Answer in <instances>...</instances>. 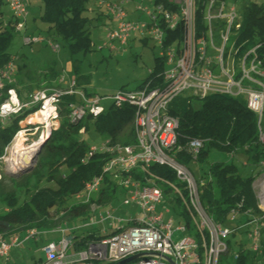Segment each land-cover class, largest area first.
Segmentation results:
<instances>
[{"label": "built area", "instance_id": "built-area-1", "mask_svg": "<svg viewBox=\"0 0 264 264\" xmlns=\"http://www.w3.org/2000/svg\"><path fill=\"white\" fill-rule=\"evenodd\" d=\"M3 1L13 14L15 31L22 32L29 17L28 0ZM141 1L144 3L148 0ZM165 1L156 3L151 0L153 11L141 3L136 11L147 18L144 22L129 21L126 4L130 0L99 3L98 8H105L116 23L114 29L108 30L109 43L105 46L113 47L116 42L125 45L132 34L142 38L150 37L159 46L165 70L158 78L136 90L120 89L112 96L100 97L79 87L73 78L65 89L38 90L27 100H22L17 89L14 58L0 71V99H5L0 103V120L28 113L20 122L24 144L29 141L27 132L32 128L31 125L42 130L39 142L49 138L59 129L64 111L72 124H79L88 117L92 120L103 115L107 111L102 105L105 101H112V106L118 109H133L135 142L124 144L115 142L111 137L106 138L100 146L90 147L82 160L86 163L97 153L107 156L102 174L85 184L77 196L79 199L88 202L100 191L104 175H110L126 192L124 205H136L141 210L136 219L123 220L114 218L111 212H107V215L98 214L102 207L93 205V215L84 227L92 228L109 220V232L107 228L101 229L102 233H109V236L91 245L89 253L109 264H119L137 255L139 259L125 264H219L221 257L229 253L228 238L242 228L231 231L207 213L201 200L198 180L187 166L176 161L174 151L179 119L169 113V107L177 97L185 94L201 98L215 94L243 97L248 108L258 115L259 141L264 144V131L261 128V117L264 114V70L258 58L260 45L248 51L238 65L235 62L236 49L233 46L227 49L232 27L238 19L236 6L224 3L216 5L214 0L209 1L204 10L206 28L199 33L197 0ZM173 6H177L176 11L172 10ZM219 20L225 21L226 29L220 31L218 44L214 36V24ZM177 29L182 31L181 40L166 47L167 32ZM23 40L25 44L43 41L42 37L29 36ZM49 44L53 46L50 41ZM53 49L57 51L59 46H53ZM82 132H86L85 127L80 129ZM203 145L201 139L190 142L189 151L194 159ZM7 152L8 148L5 156ZM5 156L0 159H5ZM153 165L173 170L179 183L185 185L187 193L184 194L175 184L152 174L150 168ZM135 174H141L142 178H134ZM160 183L174 190L179 198L174 201L180 202L181 215L189 218V225L173 230L172 221L165 224L164 214L157 213V206L163 202L165 195ZM262 202L263 205H258L259 216L244 211L252 215L246 225L251 227L249 237L255 243L252 250L256 253L260 251L258 244L264 237V200ZM231 213L234 214L232 219H235L239 211L233 209ZM75 229L78 228L71 230ZM58 230L62 231L63 237L57 242L47 243L43 249L48 264H63L72 245V238L66 234L69 229ZM177 232L187 235L175 242ZM39 233L32 229L23 239H32ZM18 246H21L19 237L11 240L0 237V259H7L11 250ZM238 257L239 254H236L235 259L238 260ZM87 260L88 253L84 252L79 254L77 262Z\"/></svg>", "mask_w": 264, "mask_h": 264}, {"label": "trees", "instance_id": "trees-1", "mask_svg": "<svg viewBox=\"0 0 264 264\" xmlns=\"http://www.w3.org/2000/svg\"><path fill=\"white\" fill-rule=\"evenodd\" d=\"M88 1H43L41 21L48 25L49 31L60 38L73 53L87 52L92 46L88 27L90 20L85 16ZM155 1L156 3L166 2L165 0ZM209 1L211 0H197L199 33L206 28L204 10ZM214 1L216 5L221 3L227 6L235 5L230 2L231 0ZM5 4L3 0H0V71L12 60L10 47L17 33L14 29V18L7 23L2 21L4 16L2 8ZM172 10L176 11L177 6H173ZM225 29V21L215 22L214 36L218 44V35ZM181 38V29L167 32L165 46H170ZM256 45H260L258 58L264 70V3L252 2L245 4L239 12L238 19L232 27L227 49L231 46L236 49L235 62L238 65L240 59ZM164 65V58L159 56L156 59V66L142 85L158 78L165 70ZM56 78L57 76L52 72L45 75L49 83ZM75 79L79 85L90 83L87 76H77ZM18 92L20 93L19 90ZM3 100L5 99L1 98L0 103ZM169 113L179 119L177 144L174 151L176 161L187 166L192 173L193 166L202 168L206 165L207 167L203 176L197 179L201 189V200L207 213L219 224L227 222L233 209L239 212L249 210L252 214L259 216L260 210L254 189L256 177L243 176L233 162L212 159V152H218L232 157L240 153L244 154L248 157L247 165L260 164L264 161V144L259 141L258 115L248 108L246 101L241 97L219 94L204 98L185 94L171 103ZM25 115L26 113L4 121L0 120V158L5 156L6 148L20 130L19 124ZM66 115L67 112L64 111L59 129L52 133L37 153L32 171L19 178L2 173L0 237L6 240L14 237L23 238L32 229L47 231L58 228L62 224H71L78 229L70 231L69 236L72 238L70 251L79 255L86 252L91 245L109 236L102 235L95 229L89 231L80 229L93 215L92 206L113 205L120 196H125L126 192L110 175H104L100 191L88 202L69 204L71 198L83 191L88 181L102 174L103 166L107 161L106 155L97 153L88 162L83 163L82 160L86 157L89 148L77 140V135L80 134L82 127H85L87 131L88 123L93 120L92 124L95 128L109 132L115 142L134 143L133 109L129 107L118 109L110 106L97 119L91 120L88 117L79 124H72ZM199 139L204 141V145L194 159L189 151V145L192 140ZM67 170L69 171L66 172ZM150 172L162 180L175 184L184 194L187 193L185 185L179 183L173 170L153 165ZM134 178L142 177L141 174H135ZM163 191L166 194L171 189ZM173 199L179 198L175 195ZM177 203L181 206L179 201ZM185 218L186 224L189 225V218L186 216ZM261 243L260 254L252 251L241 252L236 264H264V238ZM80 264H104V262L87 260Z\"/></svg>", "mask_w": 264, "mask_h": 264}, {"label": "rangeland", "instance_id": "rangeland-1", "mask_svg": "<svg viewBox=\"0 0 264 264\" xmlns=\"http://www.w3.org/2000/svg\"><path fill=\"white\" fill-rule=\"evenodd\" d=\"M34 1V2H33ZM43 1L44 0H29V13L27 22L25 23V28L22 32H17L12 41L10 47V53L14 58V65L16 69V80L17 88L20 91L18 94L20 98L27 100L29 96L38 90L55 88V89H65L69 86L71 80L77 76H87L89 78L88 84L83 83L78 86L87 89L90 94H94L100 97L112 96L120 89L126 90H136L138 89L148 78L151 70L156 66V59L160 56L159 46L150 37L142 38L135 34L129 38L125 45L120 43H114L113 47L105 46L109 43L107 37L108 30L114 29L111 17L107 14L105 8L101 9L99 3L102 1L104 3L108 2H119L120 0H89L87 3V11L85 16L90 20L89 29L92 41L91 49L87 52H76L73 53L66 47V44L55 36L51 31H49L48 25L41 21V16L43 15ZM230 2L236 5L238 14L241 9L247 3L258 2L264 3V0H231ZM143 3L141 0H130L126 4V9L129 11V21L137 22L139 20L147 21V18L140 12L136 11L137 7ZM143 7H148L150 11L154 10V6L151 0L143 3ZM4 16L2 21L7 23V21L13 18V14L9 7L5 4L2 8ZM102 12V13H101ZM101 13V14H100ZM29 36L31 38L42 37V42H33L32 44H25L23 38ZM52 42L53 46L58 45L59 50L54 51L53 46L49 44ZM218 45V44H217ZM22 70V71H21ZM48 72H52L57 76L55 80L51 83L45 79V75ZM51 80V78H50ZM244 99L243 97H241ZM245 100V99H244ZM102 105L108 110L112 106V101H105ZM28 113H26L27 115ZM24 115L19 113L15 116ZM25 115V116H26ZM24 116V117H25ZM261 128L264 131V114L261 117ZM24 120V118H23ZM22 120V121H23ZM6 122V121H5ZM93 120L88 123L87 131L82 132L77 135V140L83 142L86 148L93 146H100L106 138L110 137V133L107 131L96 129L92 124ZM20 125V124H19ZM30 131L27 132L29 141L23 143L24 132L20 134V130L14 136L12 142L7 146L8 152L6 158L11 157L13 146L17 143H21L23 147H31L37 140L40 139L41 128L31 125ZM38 128V129H37ZM21 129V127H20ZM24 130V128H22ZM26 129H28L26 127ZM48 141V138L41 140V145L38 147L37 151L31 157L29 165L35 166V157L44 143ZM5 158V159H6ZM212 159L219 161L233 162L240 170L243 176H255L256 180L254 182V189L257 195L259 205H263L264 200V161L260 164H248V157L244 154H237L232 157L226 153L212 152ZM24 158L14 163H6L5 160L0 159V178L2 173L11 174L16 168H19L20 163H24ZM20 162V163H19ZM67 170L66 172H68ZM193 176L196 179H200L204 172L207 171L206 165L202 168H198L197 165L192 168ZM160 186L164 189H171L166 184L160 183ZM174 190L171 189L169 193L164 195L163 202L157 206V213L164 214L163 221L168 224L172 221V228L175 230L177 227H183L186 225V220L184 216L181 215V206L175 202L173 197L175 196ZM218 195V193H217ZM75 195L70 199L69 204H74L77 202H84L85 199H79ZM170 198V199H169ZM124 195L120 196L118 200L112 205L102 206L101 213L107 215V212H111L114 218L117 219H136L141 210L136 205H124ZM93 207V206H92ZM259 208V206H258ZM169 211V213H167ZM249 211V210H248ZM234 214L230 212L228 220L224 223V227L229 228L231 231L238 227H242L235 234H232L228 238L229 253L223 255L219 264H236L235 259L236 254L241 252L247 253L248 251L253 252L254 241L249 237V231L251 227L246 224L252 218V215H247L244 212H239L235 215V219H232ZM87 223V222H86ZM109 220L104 223H99L97 226L92 228L80 227V229L90 230L95 229L100 231L101 229L107 228L109 232ZM126 223L124 222V225ZM73 225L62 224L58 228H54L55 231L40 232V234L30 241H26L25 244L14 247L12 253H10V259L6 262L4 259L0 260L1 264H41V259L44 261V251H42V245L46 242L59 241L63 234L58 231V229H69L68 236ZM78 228V227H75ZM79 229V230H80ZM51 230V229H50ZM83 231H79V233ZM106 235H109L106 234ZM187 233L177 232L174 236V241L178 242L181 238L186 236ZM264 238V237H263ZM98 244V243H97ZM258 246L262 248V243L259 242ZM67 255H71L74 252H67ZM88 253V260L93 262H105L102 259L93 257L92 253H89V249L85 252ZM261 253V251L257 252ZM79 260V255L72 257H66L63 260V264H80L77 262ZM73 262V263H71ZM85 262V261H84ZM109 264V263H108Z\"/></svg>", "mask_w": 264, "mask_h": 264}, {"label": "bare ground", "instance_id": "bare-ground-1", "mask_svg": "<svg viewBox=\"0 0 264 264\" xmlns=\"http://www.w3.org/2000/svg\"><path fill=\"white\" fill-rule=\"evenodd\" d=\"M39 142V140H37L31 147H23V145L21 143H17L15 145V147L12 150V154L11 157H7L5 160L6 163H9V165L11 163H14L15 161H19L20 159L26 160L24 161V163H20L21 165L19 166V168H16L15 170L18 169H22V167L24 168V166L29 165V161L31 157L34 155V153L37 151L38 147L41 145Z\"/></svg>", "mask_w": 264, "mask_h": 264}, {"label": "crops", "instance_id": "crops-1", "mask_svg": "<svg viewBox=\"0 0 264 264\" xmlns=\"http://www.w3.org/2000/svg\"><path fill=\"white\" fill-rule=\"evenodd\" d=\"M28 2H29V0H28ZM34 2V1H33ZM29 5H31L30 4V2H29ZM30 10V9H29ZM29 16H30V13H29ZM111 20H112V22H113V26H114V24H115V26H116V23H115V21L111 18ZM22 71V70H21ZM84 87V86H83ZM257 196V195H256ZM126 197V195L124 196V198ZM257 201H258V199H257ZM258 205H259V203H258ZM254 215H256V214H254ZM224 225V224H223ZM74 227H72V229H73ZM48 231H55V229H53V230H47L46 232H48ZM58 231H60V230H58ZM102 231V230H101ZM42 232H45V231H42ZM61 233H62V231H60ZM69 232V231H68ZM68 232L66 233L67 235H68ZM40 234V233H39ZM63 234V233H62ZM104 235H106V234H104ZM24 238V237H23ZM22 237L20 238V241H21V245H23V244H25L26 243V241L28 242V241H30V240H32V239H26V241L23 239ZM52 242H54V241H52ZM47 243H49V241L48 242H46V243H44L43 245H42V251H43V249H44V247L47 245ZM19 247V246H18ZM261 250V249H260ZM12 251V250H11ZM71 252V251H70ZM10 253H12V252H10ZM75 256H77V254H71V255H68V258L69 257H75ZM9 259H10V256L7 258V259H4L6 262H8L9 261ZM1 260V259H0ZM41 261V264H48L47 263V261H46V256H45V254H44V261L41 259L40 260ZM71 263H73V262H71ZM1 264V263H0ZM6 264V263H5Z\"/></svg>", "mask_w": 264, "mask_h": 264}, {"label": "water", "instance_id": "water-1", "mask_svg": "<svg viewBox=\"0 0 264 264\" xmlns=\"http://www.w3.org/2000/svg\"><path fill=\"white\" fill-rule=\"evenodd\" d=\"M33 168L34 167L31 166V165H26V166H24V168L22 167V169H18V170L12 171V173L9 174V175L12 176V177H15V178H19V177H21V176L29 173L30 171H32ZM137 258L139 259V256L138 255L137 256H133V257H131L129 259H126L125 261H122L119 264H125V263H128L130 261H133V260H135Z\"/></svg>", "mask_w": 264, "mask_h": 264}]
</instances>
